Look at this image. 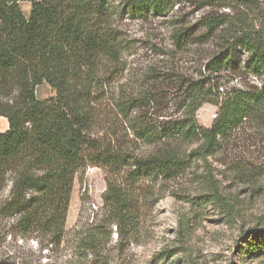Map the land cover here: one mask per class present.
<instances>
[{"label":"rangeland","instance_id":"374dc122","mask_svg":"<svg viewBox=\"0 0 264 264\" xmlns=\"http://www.w3.org/2000/svg\"><path fill=\"white\" fill-rule=\"evenodd\" d=\"M124 2L107 0L122 58L120 64L102 69L114 74L92 108L97 139L145 157L157 148L134 136L133 118L148 127L182 119L195 83L204 82L216 93L262 89L264 77L251 72L249 56L240 48L230 68L210 74L206 64L223 50L225 31L220 28L211 39L205 25L211 18L222 24L247 18L242 7L256 11L264 24V0H178L160 16L133 15ZM20 7L28 19L32 4L21 2ZM183 31L189 37L182 44L177 36ZM35 96L47 102L56 91L43 83ZM136 99L143 100L142 108L123 111L122 104ZM217 111L205 105L197 113L199 125L209 128ZM8 129V121L0 118V132ZM173 146L189 155L199 144ZM188 164L175 179L140 183L138 220L119 236L102 199L108 172L88 164L75 177L59 242L39 229L24 234L15 216H0V264H245L243 248L264 237V105L223 140L213 156L190 158ZM14 179L13 173L0 179V208L10 197ZM94 234L100 237L96 252L82 250L81 239Z\"/></svg>","mask_w":264,"mask_h":264},{"label":"trees","instance_id":"16d2710c","mask_svg":"<svg viewBox=\"0 0 264 264\" xmlns=\"http://www.w3.org/2000/svg\"><path fill=\"white\" fill-rule=\"evenodd\" d=\"M177 1L125 0L124 5L136 16H160ZM21 2L32 4L28 19ZM242 8L250 16L225 24L211 18L205 25L211 39L220 28L225 31L223 50L206 64L211 75L230 68L240 48L249 56L251 72L264 77V24L256 11ZM188 37L187 31L179 32L178 43ZM120 46L107 0H0V96L9 99L0 100V118L9 125L6 133L0 132V179L15 175L0 216H15L24 234L39 229L52 240H61L75 177L88 164L107 170L103 204L118 236L127 232L138 220L141 182L175 179L187 170L190 158L213 156L221 142L264 105V81L261 90L222 93L207 89L204 82L195 83L182 119L157 127L146 126L138 117L130 121L134 136L157 148L145 157L132 155L93 135L92 108L102 100L114 74L102 69L121 63ZM43 83L56 91L47 102L35 96ZM142 101L122 104L123 111L139 110ZM205 105L218 109L209 128L197 121ZM175 143L199 147L187 155ZM99 240L96 234L86 235L80 248L95 253ZM241 254L245 264H264V237L249 243Z\"/></svg>","mask_w":264,"mask_h":264}]
</instances>
